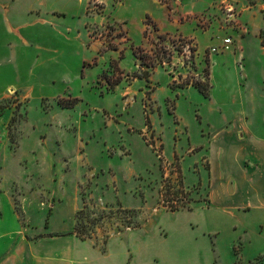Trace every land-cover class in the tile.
Listing matches in <instances>:
<instances>
[{"label": "rangeland", "instance_id": "rangeland-1", "mask_svg": "<svg viewBox=\"0 0 264 264\" xmlns=\"http://www.w3.org/2000/svg\"><path fill=\"white\" fill-rule=\"evenodd\" d=\"M0 205L123 264H264V0H0Z\"/></svg>", "mask_w": 264, "mask_h": 264}, {"label": "crops", "instance_id": "crops-1", "mask_svg": "<svg viewBox=\"0 0 264 264\" xmlns=\"http://www.w3.org/2000/svg\"><path fill=\"white\" fill-rule=\"evenodd\" d=\"M9 220L0 205V264H123L113 252L103 254L69 233L30 239L15 217Z\"/></svg>", "mask_w": 264, "mask_h": 264}, {"label": "trees", "instance_id": "trees-1", "mask_svg": "<svg viewBox=\"0 0 264 264\" xmlns=\"http://www.w3.org/2000/svg\"><path fill=\"white\" fill-rule=\"evenodd\" d=\"M110 40V45L106 48V50H118V45ZM132 49L134 51V54L141 60V70L142 75H140L141 78H144L146 80H149L150 78V70L155 69L157 66H162L165 63V53H158L154 54L152 56H149L148 54L144 53V50L140 47H136L134 44L132 45ZM104 50V51H106ZM103 52V51H101ZM100 52V53H101ZM87 63H84V66H86ZM93 66L97 65V58L94 60ZM210 60L206 59V82L202 81H190L187 83V85H192L200 94H202L205 98L210 97ZM147 68V69H145ZM132 79V76L125 71L121 70L117 64L112 65V72L109 75V73H104L101 77V81H106L108 85L110 86V90H114L118 85H120L124 81H130ZM184 87V86H183ZM149 122V120H148ZM180 174V173H179ZM181 178V176H180ZM190 196L189 192H187L184 188L183 182L180 180L178 183H168V187L166 186L164 190L162 191V198L164 199L163 202L166 205V207L171 212H180L189 210L191 211V203L192 200L188 198ZM184 197V199H183ZM90 237H81L80 239L82 241H86Z\"/></svg>", "mask_w": 264, "mask_h": 264}, {"label": "built area", "instance_id": "built-area-1", "mask_svg": "<svg viewBox=\"0 0 264 264\" xmlns=\"http://www.w3.org/2000/svg\"><path fill=\"white\" fill-rule=\"evenodd\" d=\"M233 39L231 37H226L224 38L223 42H222V46L218 49V48H213L212 51L213 53L218 52L220 50H228L230 49V47L233 45Z\"/></svg>", "mask_w": 264, "mask_h": 264}]
</instances>
